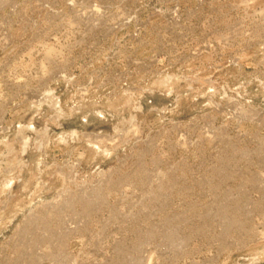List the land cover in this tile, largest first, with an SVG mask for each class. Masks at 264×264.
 I'll use <instances>...</instances> for the list:
<instances>
[{
  "label": "rangeland",
  "instance_id": "374dc122",
  "mask_svg": "<svg viewBox=\"0 0 264 264\" xmlns=\"http://www.w3.org/2000/svg\"><path fill=\"white\" fill-rule=\"evenodd\" d=\"M0 264H264V0H0Z\"/></svg>",
  "mask_w": 264,
  "mask_h": 264
},
{
  "label": "bare ground",
  "instance_id": "6f19581e",
  "mask_svg": "<svg viewBox=\"0 0 264 264\" xmlns=\"http://www.w3.org/2000/svg\"><path fill=\"white\" fill-rule=\"evenodd\" d=\"M30 141V140H29ZM29 141H27V142H29ZM26 145H27V143H26Z\"/></svg>",
  "mask_w": 264,
  "mask_h": 264
}]
</instances>
